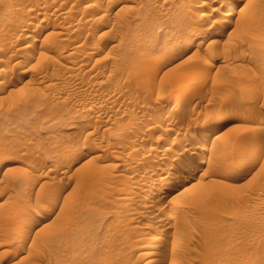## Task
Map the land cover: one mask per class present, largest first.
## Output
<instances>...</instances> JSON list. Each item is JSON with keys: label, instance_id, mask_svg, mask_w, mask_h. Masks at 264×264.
I'll return each mask as SVG.
<instances>
[{"label": "rangeland", "instance_id": "obj_1", "mask_svg": "<svg viewBox=\"0 0 264 264\" xmlns=\"http://www.w3.org/2000/svg\"><path fill=\"white\" fill-rule=\"evenodd\" d=\"M198 1L0 0V264H264V0Z\"/></svg>", "mask_w": 264, "mask_h": 264}, {"label": "bare ground", "instance_id": "obj_2", "mask_svg": "<svg viewBox=\"0 0 264 264\" xmlns=\"http://www.w3.org/2000/svg\"><path fill=\"white\" fill-rule=\"evenodd\" d=\"M197 1H198V0H197ZM91 3H92V2H91ZM210 3H211V2H210L209 0H199L198 3H196L197 6H198V8H200V10L198 9L199 14H198V16L195 18V21H194V22H195V24H198V26H199V24L202 25V28H201V26H199V27H200L203 31H206V32H208V30H212V29H213V28L211 29V23H210V25L208 26V25H207V22H204V18L207 17V15H209L208 12L213 11V9L210 10V11H208V8H207V7H209V6L211 5ZM212 3H213V2H212ZM92 4H93V3H92ZM217 4H218V3H217ZM62 5H63V4H62ZM90 5H91V4H90ZM90 5H89L90 9L94 8V5H93V7H91ZM95 5H97V4H95ZM213 5H214V4H213ZM65 6H66V5H65ZM214 6H215V5H214ZM216 6H217V5H216ZM216 6H215V7H216ZM61 7H62V6H61ZM195 7H196V6H195ZM215 7H213V8H215ZM224 7H225V6H224ZM33 8H34V7H33ZM209 8H211V6H210ZM56 9H57V8H56ZM58 9H59V8H58ZM69 9H70V8H69ZM216 9H217V8H216ZM223 9H224V8H223ZM59 10H60V9H59ZM70 11H71V10H70ZM217 11H219V14H220V13H225V11H221V10H217ZM217 11H215L214 14H216ZM59 13H60V12H59ZM63 13H64V12H63ZM211 13H212V12H211ZM226 13H227V12H226ZM229 13H230V12H228L227 14H229ZM214 14H213V15H214ZM227 14H226V15H227ZM66 15H67V13H66ZM66 15H65V16H66ZM213 15H212V16H213ZM216 15H217V14H216ZM222 15H223V14H222ZM229 15H230V14H229ZM63 16H64V15H63ZM214 16H215V15H214ZM27 21H28V20H27ZM246 21H248V20H246ZM25 22H26V21H25ZM209 22H210V21H209ZM209 22H208V24H209ZM248 22H249V21H248ZM69 24H70V23H69ZM245 24H247V22H245ZM60 25H61V24H60ZM67 26H68V25H67ZM215 26H216V25H215ZM223 26H224V25H223ZM223 26H222V27H223ZM213 27H214V25H213ZM45 28H46V27H45ZM223 28H224V27H223ZM223 28H222V29H223ZM42 29H44V28H42ZM215 29H216V28H215ZM215 29H214V30H215ZM25 30H26V27H25ZM216 30H217V29H216ZM223 30H224V29H223ZM225 30H227V29H225ZM221 31H222V30H221ZM211 32H212V31H211ZM223 32H224V31H223ZM66 33H68V32H66ZM215 33H216V32H215ZM61 34H62V33H61ZM70 34H71V33H70ZM220 34H221V33H220ZM64 35H66V34H64ZM215 35H216V34H215ZM65 39H66V38H65ZM202 39H203V38H202ZM207 40H208V39H207ZM215 40H216V39H215ZM218 40H219V39H218ZM211 41H213V40H211ZM188 42H189V41H188ZM214 42H215V41H214ZM73 43H74V41H73ZM81 44H82V43H80V46H78V47H82ZM78 45H79V43H78ZM74 46H75V45H74ZM76 46H77V44H76ZM23 47H24V46H23ZM23 47H22V48H23ZM75 49H76V48H75ZM79 49H80V48H78V50H79ZM76 50H77V49H76ZM76 50H74V51H76ZM0 62H1V60H0ZM20 78H21V77H20ZM17 79H18V78H17ZM21 79H22V78H21ZM23 80H24V78H23ZM17 81H18V80H17ZM19 81H20V79H19ZM24 81H25V80H24ZM20 82H21V81H20ZM188 94H190V87H189V86H186V87H183V88H180V89H179V91H178L177 94H176V98H177L179 101H181V99L183 100L185 97H188V96H189ZM187 95H188V96H187ZM170 96H171V95H170ZM171 98H172V96H171ZM167 99H168V97H167ZM169 99H170V98H169ZM178 100H177V101H178ZM179 101H178V102H179ZM185 101H186V100H185ZM185 101L183 100L184 103H185ZM183 102H179V103H178V107H177V106H176V107H177V108H180L181 106L183 107L184 104L181 105V103H183ZM187 102H188V100H187ZM187 102H186V103H187ZM175 103H176V102H175ZM176 104H177V103H176ZM189 105H190V104H189ZM186 107H187V105H186ZM186 107H185V108H186ZM191 107H192V106H191ZM183 108H184V107H183ZM183 108H181V109H183ZM185 108H184L183 110H185ZM186 109H188V107H187ZM179 110H180V109H179ZM179 112H180V111H179ZM188 113H189V111H188ZM171 123H172V122H171ZM170 129H171V128H170ZM172 129H173V128H172ZM176 139H177V137H176ZM199 139H200V138H199ZM196 140H197V139H196ZM198 141H199V140H198ZM201 142H202V141H201ZM207 142H208V141H207ZM186 143H187V142H186ZM203 143H204V142H203ZM204 144H205V143H204ZM236 144H237V142H236ZM236 144H235V145H236ZM71 146H72V145H71ZM236 147H237V146H236ZM72 148H73V147H72ZM230 148H231V147H230ZM233 148H234V147H233ZM73 149H76V148H73ZM78 149H81V147L78 146V148L76 149V151H77ZM234 149H236V148H234ZM230 150H231V149H230ZM256 150H257V149H256ZM231 151H232V150H231ZM234 151H235V150H234ZM180 152H181V151H180ZM224 153H225V152H224ZM230 153H231V152H230ZM232 153H233V152H232ZM233 154H234V153H233ZM233 156H234V155H233ZM242 158H243V157H242ZM242 158H241V159L239 158V161H240V162H241ZM237 159H238V158H237ZM237 161H238V160H237ZM237 161H236V162H237ZM201 162H202V161H201ZM185 163H186V162H185ZM187 163H188V162H187ZM202 163H203V162H202ZM238 163H239V162H238ZM189 164H190V163H189ZM193 164H194V162H193ZM187 165H188V164H187ZM197 165H198V164H197ZM199 165H200V164H199ZM191 166H192V163H191ZM184 167H185V166H184ZM186 167H187V166H186ZM236 167H237V166H236ZM236 167H234V168H236ZM192 168H193L194 170H196V169H198L199 167L197 168V166L194 165V167H192ZM189 169H190V168H189ZM237 169H238V168H237ZM237 169H236V170H237ZM237 171H238V170H237ZM186 172H187V171H186ZM188 174L190 175V173H188ZM185 175H186V174H185ZM183 176H184V175H183ZM184 177H185V176H184ZM184 177H181V178H179V179H177V180H175V181H172L173 183L170 182L171 184H170V186H169L170 188H169L168 190L174 189V188H175L176 186H178L179 184H181V183L183 184V183H185V182H187V181L189 180L188 177H185V178H184ZM182 178H183V179H182ZM165 179H166V178H165ZM165 181H166V180H165ZM155 182H156V181H155ZM168 182H169V181H168ZM155 185H158V182L155 183ZM159 185H160V182H159ZM159 185H158V186H159ZM167 186H168V185H167ZM186 186H187V185H186ZM185 188H186V187H185ZM185 188H184V189H185ZM168 190H167V191H168ZM165 192H166V191H165ZM170 192H172V191H170ZM164 195H165V194H164ZM161 197H162V196H161ZM161 199H162V198H161ZM157 200H158V199H157ZM157 200H156V201H157ZM127 201H128V200H127ZM159 201H160V200H158L157 203H159ZM146 202H147V201H146ZM153 202H155V201H153ZM157 203H156V205H157ZM144 204H145V203H144ZM147 204H148V203H147ZM147 204H146V206L150 205L151 203L148 204V205H147ZM154 204H155V203H154ZM151 206H152V205H151ZM151 206H150V207L148 206V208L152 209ZM144 207H145V206H144ZM153 207H154V205H153ZM156 207H157V206H156ZM158 207H159V206H158ZM158 207H157V208H158ZM148 208H147V209H148ZM145 209H146V208H145ZM143 210H144V209H143ZM154 210H155V208H154ZM157 214H158V213H157ZM159 216H161V215H159ZM151 217H152V216H151ZM154 217H155L156 219L159 218V217L156 216V215L153 216V219H154ZM161 217H162V216H161ZM156 219H154V220L156 221ZM159 220H160V218H159ZM157 222H158V219H157ZM159 222H160V221H159ZM158 224H159V223H158ZM158 224H157V225H158ZM159 225H160V224H159ZM134 227H136V226L134 225ZM149 243H150V242H149ZM147 247H148V244H147ZM148 248H150V247H148ZM151 249H152V248H151ZM148 250H149V249H147V251L144 253L145 258H147L148 256H150L151 251L149 252ZM177 250H178V249H177ZM171 251H173V250H171ZM152 252H155V250L152 251ZM174 252H176V249L174 250ZM169 253H170V252H169ZM172 253H173V252H172ZM170 254H171V253H170ZM174 255H175V256H174ZM177 256H179L178 252L169 255L170 258H171V257H174V258H175V257H177ZM150 258H151V257H150ZM158 258H159V257H158ZM165 258L167 259V257H164V256H163V257L158 261L157 264H165V260H166ZM170 258H169V259H170ZM177 258H178V257H177ZM171 259H172V258H171ZM171 259H170V260H171ZM175 259H176V258H175ZM145 260H148V259H145ZM172 260H173V259H172ZM149 261H151V260H149Z\"/></svg>", "mask_w": 264, "mask_h": 264}]
</instances>
